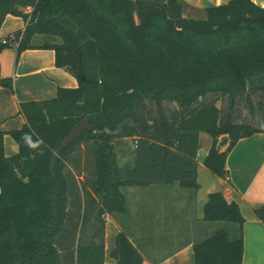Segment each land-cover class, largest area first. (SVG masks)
Returning <instances> with one entry per match:
<instances>
[{
    "label": "trees",
    "instance_id": "16d2710c",
    "mask_svg": "<svg viewBox=\"0 0 264 264\" xmlns=\"http://www.w3.org/2000/svg\"><path fill=\"white\" fill-rule=\"evenodd\" d=\"M7 14L24 27L0 36V52L15 40L17 52L51 48L77 85L19 103L25 122L9 130L18 149L0 148V264H104L105 214L125 211L121 187L196 190L200 131L211 136L203 163L222 178L237 139L264 131L236 111L243 98L264 121V6L253 0L203 8L185 0H0V27ZM40 35L52 40L35 42ZM85 117L89 129L57 152ZM25 134L40 147H27ZM126 138L133 161L120 164ZM254 213L264 222V203ZM203 218L243 221L218 190L208 193ZM192 248L194 264H242L241 233L231 239L218 228ZM110 255L116 264L142 261L123 231Z\"/></svg>",
    "mask_w": 264,
    "mask_h": 264
},
{
    "label": "crops",
    "instance_id": "0c3cea01",
    "mask_svg": "<svg viewBox=\"0 0 264 264\" xmlns=\"http://www.w3.org/2000/svg\"><path fill=\"white\" fill-rule=\"evenodd\" d=\"M185 1L203 8L227 0ZM253 1L264 6V0ZM23 27L21 16L7 14L0 27V36ZM0 78L11 81V86L0 83V148L8 155L18 149L9 130L25 122L19 103L51 98L57 86L73 87L77 80L64 67L55 65L53 49L25 48L17 52L15 44L0 52ZM203 132H199L196 190L178 183L121 187L125 211L105 214L104 264L117 263L110 251L118 231L125 232L139 249L141 264H194L193 243L218 228L225 229L231 239L242 234V264H264V222L254 213V208L264 203V131L237 139L225 159L226 178L215 175L204 165L203 157L211 144V136ZM132 161L131 154L129 162ZM216 190L237 202L243 216L241 224L203 218L208 193Z\"/></svg>",
    "mask_w": 264,
    "mask_h": 264
},
{
    "label": "rangeland",
    "instance_id": "374dc122",
    "mask_svg": "<svg viewBox=\"0 0 264 264\" xmlns=\"http://www.w3.org/2000/svg\"><path fill=\"white\" fill-rule=\"evenodd\" d=\"M191 14L198 15L197 13H193V12H191ZM44 39L52 40V38H50V37H46V36H41L40 35L34 41L35 42H41ZM259 97H260L259 95H255L253 97V100L257 101ZM217 103L220 104L221 106H225L226 101L225 100H222L221 102L217 101ZM236 108H237L236 111L240 114L239 115L240 119L251 121L254 124H262V123H264V121H262V119H261V113L258 110H256L254 114H251L249 112L248 107L246 106V103H245L243 98H241L239 100V102H237ZM203 134H205L206 136H209L205 132H203ZM132 147H133V140L131 138H126L125 141H124V144L122 146L123 149H119V151H118L119 162L120 163H124V162H129L130 161ZM200 155L201 156H199V157L201 158L202 155H203L202 151H201Z\"/></svg>",
    "mask_w": 264,
    "mask_h": 264
},
{
    "label": "water",
    "instance_id": "95a60500",
    "mask_svg": "<svg viewBox=\"0 0 264 264\" xmlns=\"http://www.w3.org/2000/svg\"><path fill=\"white\" fill-rule=\"evenodd\" d=\"M90 127L89 120L87 117L82 118L79 120L71 129V131L63 138V140L60 142L57 152H59L62 148L66 147L71 141H73L75 138L80 136L83 131L88 130ZM226 142V137H222L219 142L217 143V147L219 148L221 145H223Z\"/></svg>",
    "mask_w": 264,
    "mask_h": 264
},
{
    "label": "clouds",
    "instance_id": "9594fccd",
    "mask_svg": "<svg viewBox=\"0 0 264 264\" xmlns=\"http://www.w3.org/2000/svg\"><path fill=\"white\" fill-rule=\"evenodd\" d=\"M22 140L25 145L31 149H38L40 147L39 141H34L29 134H25V136L22 137Z\"/></svg>",
    "mask_w": 264,
    "mask_h": 264
},
{
    "label": "built area",
    "instance_id": "2783aa9c",
    "mask_svg": "<svg viewBox=\"0 0 264 264\" xmlns=\"http://www.w3.org/2000/svg\"><path fill=\"white\" fill-rule=\"evenodd\" d=\"M2 40H3V41H6V39H5V38H2ZM12 44H13V45H14V44L16 45V44H17V41H16V40H15V41H13V42H12Z\"/></svg>",
    "mask_w": 264,
    "mask_h": 264
}]
</instances>
